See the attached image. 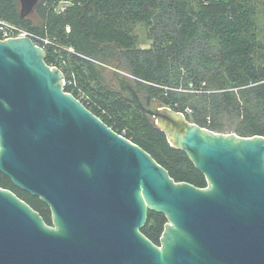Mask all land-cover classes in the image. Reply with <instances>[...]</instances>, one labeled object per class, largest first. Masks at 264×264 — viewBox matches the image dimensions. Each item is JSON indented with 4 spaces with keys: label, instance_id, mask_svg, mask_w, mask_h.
Here are the masks:
<instances>
[{
    "label": "water",
    "instance_id": "water-1",
    "mask_svg": "<svg viewBox=\"0 0 264 264\" xmlns=\"http://www.w3.org/2000/svg\"><path fill=\"white\" fill-rule=\"evenodd\" d=\"M40 1L20 0L22 17ZM47 54L0 40V173L52 215L0 187V264H264V136L144 108L207 187L177 182L67 92ZM150 212L168 220L160 245L142 231Z\"/></svg>",
    "mask_w": 264,
    "mask_h": 264
},
{
    "label": "trees",
    "instance_id": "trees-1",
    "mask_svg": "<svg viewBox=\"0 0 264 264\" xmlns=\"http://www.w3.org/2000/svg\"><path fill=\"white\" fill-rule=\"evenodd\" d=\"M63 1L70 5L56 12ZM35 10L38 25L22 17L20 0H0V20L50 40L46 62L64 71L66 91L150 153L175 181L207 187L187 154L172 147L147 114L140 93L147 103L157 101L158 108L182 112L211 131L225 133L232 122L239 136H264L262 0H41ZM112 61L126 65L137 88L109 85L101 64ZM0 187L52 225L51 211L38 197L2 173ZM167 222L150 212L142 231L160 245Z\"/></svg>",
    "mask_w": 264,
    "mask_h": 264
},
{
    "label": "rangeland",
    "instance_id": "rangeland-1",
    "mask_svg": "<svg viewBox=\"0 0 264 264\" xmlns=\"http://www.w3.org/2000/svg\"><path fill=\"white\" fill-rule=\"evenodd\" d=\"M262 1L264 2V0ZM29 17L33 19L37 25L40 23L39 16L36 13V10ZM260 20H261L262 28L264 29V11L263 13L260 14ZM138 29H141V27ZM139 32H141L142 38L144 39L145 35L142 33V30H140ZM101 65L106 69L105 77L107 79V82L115 90L120 91L122 83H127L133 88L138 87V84L136 83V78L128 72V70L126 69V65L120 63L119 67H117L116 61H112L110 64H101ZM140 96L147 108L152 110L158 109L159 102L153 101L152 103H147L144 94L140 93ZM232 125H233L232 122L229 123L230 130L226 131L225 133H235L233 131Z\"/></svg>",
    "mask_w": 264,
    "mask_h": 264
},
{
    "label": "built area",
    "instance_id": "built-area-1",
    "mask_svg": "<svg viewBox=\"0 0 264 264\" xmlns=\"http://www.w3.org/2000/svg\"><path fill=\"white\" fill-rule=\"evenodd\" d=\"M69 5L70 3L68 1H63L60 3L59 6L56 7L55 10L58 13L64 12ZM18 37H30L34 40V42L37 45L43 48H45V45H48L50 43V40L48 38H40L31 31H28L21 26L0 20V40H7L10 38H18ZM70 51L73 52L72 49H70ZM51 67H57V66H51ZM65 84L67 83L65 82Z\"/></svg>",
    "mask_w": 264,
    "mask_h": 264
}]
</instances>
